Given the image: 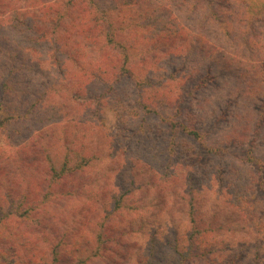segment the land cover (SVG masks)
Returning a JSON list of instances; mask_svg holds the SVG:
<instances>
[{"label":"trees","instance_id":"16d2710c","mask_svg":"<svg viewBox=\"0 0 264 264\" xmlns=\"http://www.w3.org/2000/svg\"><path fill=\"white\" fill-rule=\"evenodd\" d=\"M205 2L206 14L196 12L197 7L188 13L181 6L184 0H0V129L6 133V126L11 124L31 125L24 138L14 140L23 135L13 129V137L4 136L6 140L0 145V224L9 225L7 235L14 240L8 246L9 264L128 263L130 254L125 245H129L131 234L141 233L139 222L144 211L155 213V217L150 216L153 224L143 230L150 234L140 238L147 240L140 245L149 252L140 259L141 264H163L164 254L156 251L162 230L173 234L171 244H166L172 246V254H177L175 245L187 218L175 222L166 205L168 201L178 204L175 188L183 175L173 171L164 174L166 168L159 173L145 158L127 156L120 160L117 148L107 156L108 163H128V187L113 184L111 175L92 179L88 168L103 160L106 147L118 145L116 137L107 135L106 145L89 151L88 145L75 138L67 143L70 138L64 137L57 145L55 131L66 122L84 128L95 119L100 121L107 90L123 96L127 80L139 88L133 108L163 118L169 104L181 105L191 95L182 89L186 79L204 71L201 78L208 77L206 83H214L222 77L216 74L218 68L231 72L244 87L241 98L252 105L248 121L259 129L263 111L256 104L264 105V54H260L264 46L247 41L243 44L247 54L237 57L223 50L219 42L208 40L205 30L211 24L212 3ZM199 13L202 25L192 22ZM180 75H184L182 79ZM171 81L176 88L170 87ZM155 85V90H148ZM220 114L224 117L226 112ZM120 115L123 122L131 120L124 110ZM128 147L123 145V151ZM165 154L169 156L167 150ZM246 161L255 179L241 178L247 183L237 179V184L222 185L226 172L218 169L216 187L212 178L209 183L197 182L196 176L205 173L206 160L184 166L189 169L185 178L190 185L182 192V196H189L188 201L181 198L182 215L187 214L191 226L183 231L180 243L191 252L193 263L246 264L249 260L250 264H264V244L252 252L249 249L258 240L264 242L258 237L264 228L260 218L256 238L249 232L215 234L225 228L217 224L223 206L220 198L229 199L227 206L246 220L251 212L256 216L260 210L255 196L264 192L262 167L256 158L244 159L242 164ZM138 165L150 169L151 181L156 179L150 194H138L143 186L132 173ZM110 170L123 180L122 167ZM207 192H214L217 199L210 205L209 220L204 221L206 213L200 216L197 206L206 203L199 202L198 196ZM92 224L99 229L97 234L90 231ZM91 242L97 247L92 248Z\"/></svg>","mask_w":264,"mask_h":264},{"label":"rangeland","instance_id":"374dc122","mask_svg":"<svg viewBox=\"0 0 264 264\" xmlns=\"http://www.w3.org/2000/svg\"><path fill=\"white\" fill-rule=\"evenodd\" d=\"M184 1L185 4L181 6L186 9L188 13H192L196 7V12L203 10V14L208 13L205 0ZM210 1L212 3L209 6L211 24L205 30L208 40L211 42H219L220 46L224 48L223 50L231 52V54H236L237 57H240V54H247V50L243 48V44L247 41L264 46V0ZM188 15L190 16L192 14ZM192 22L202 25L204 20H202L201 14L199 13L196 17L194 16ZM184 24L187 25V23ZM260 54H264V50H261ZM188 61L192 62V59H188ZM179 64L180 62L176 66L180 73L182 69L179 67ZM213 67L214 70L217 69L215 66ZM170 68L172 69L174 67L170 65ZM201 68L205 69L206 65H202ZM216 74L222 77L210 84L206 83L209 80L208 77L207 79L201 78L205 76L204 71H201L198 76H193L190 80L186 79L182 89L185 93L190 92L189 94L191 95L188 97L186 96L184 103L181 105L176 106L175 104H169L168 108L165 109L166 115L163 118H158V116L153 115V113L149 115L145 111L141 114L134 109V102L136 100L135 93L137 91L139 92V88H134L132 82L125 80L126 82L123 85V96L120 94V96L118 95L117 97L118 93H114L116 95H113L107 90L108 97L106 95L104 97L106 100L104 102L106 104L104 103L100 121L95 119V121L91 123L92 125L84 128H77L74 123L66 122L62 126L67 128L61 126L55 131L57 145L64 137L70 138L66 141L67 143H69L72 138H75L79 143L88 145L89 151H97L102 148L103 145H106L107 135H114L116 137L114 138V142L117 141L118 145L112 144L110 147H106L105 153L102 152L104 153L102 155L103 160L99 161L98 164H91L88 168L89 173L87 175L92 179L93 177L98 178L101 174L104 176L111 175L113 184L120 186L124 184L123 188L128 187V163L126 164L122 161L116 165L108 163L107 156L110 155L109 153L117 150V148H120V160H125L127 156L145 158L149 164L152 162L151 165L156 167L157 170L159 169V173L163 172V168H166L164 174L173 171V174L177 173L178 176L179 174L183 175L181 182L179 179L177 180V188H175L179 198H175L174 200H178V204L172 205L168 201L166 212H168L169 215L175 216V222H178L180 218L181 220L187 218V221L184 223L186 225L180 227L181 233L179 237L181 238L178 239L179 243L175 245L177 254H172V246L168 245L171 244L173 234L162 230L163 232L158 235L160 242H156L158 250H155L164 254L163 264H177V262L179 263L180 261V264H187V262L193 263L194 261V257H190L191 252L187 253L184 243H180V240H183L181 236L184 234L183 231H188L189 226H191L187 214H185V216L182 215L183 203L181 198L183 197L187 201L189 200V196H182V192H185L184 186L187 188V184L190 185L185 178V174L189 169L184 166H188L190 163L199 165L203 160H206V166L202 165L204 166L203 171H205V173L196 176L197 182L209 183L210 178H212L211 184L216 187L217 184L215 182H217L216 180L218 178L216 171L218 169L226 172L225 180L222 182V185L227 183L237 184V179L241 178L255 179L252 174V169L248 167L250 162L246 161L245 165H243L242 161H244V159L249 161L256 158L259 160V166L262 167L260 176L262 178V187L264 188V105L256 104V106H260L263 111V116L261 117L263 123L258 129V126L254 127L253 124L251 125L248 121V113L252 105H250L247 100H244V98H241L244 87L239 85L231 76V72H224L223 69L221 70V68H218ZM176 76L177 75H174L173 78ZM180 76L182 79L184 75ZM134 80L137 81L136 78H134ZM158 82H160V80ZM170 87L172 89L177 87L174 85V81H171ZM155 89L156 85L152 88L150 87L148 90L152 92V90ZM227 93H230L229 97H227ZM120 100L123 101L121 102ZM176 108L178 109L176 110ZM122 110L128 114V117H131L130 121L123 122L119 120ZM222 111L226 112L224 117H220V112ZM28 126H31L28 122H23V124L16 127L11 124L6 126V133H1L0 129V145L6 140L4 136L13 137V129L18 130L21 135H23L19 137L16 136L14 140L24 138ZM183 128L186 129L183 131ZM194 131L198 133V136L192 135ZM124 137H126V140L123 139ZM233 142L235 145H233ZM123 145H129L128 150L123 151ZM68 146L72 149L70 147L71 145ZM110 148H112V150H109ZM223 149L225 150L224 152L218 151ZM166 150L169 156H166ZM127 151L130 152L131 155H129ZM207 151L208 153H206ZM219 153H223L222 156L221 154L219 155ZM162 160H167V162L164 163ZM114 166L122 167V171L125 173L123 175V180L118 179L117 174L116 176L111 174L113 170L110 169L111 167L114 168ZM149 172H151L150 169L143 168L139 165L136 170L132 171L138 185H142L144 188L139 190V195H147L154 190L150 185L153 187V182H156V179L151 181V173ZM148 181H151L152 184L150 183L146 187ZM242 181L247 183L246 180ZM171 186H173V184ZM92 188L94 190L98 189V187L94 186ZM214 190L216 191V188ZM198 198L199 200H197L199 202L206 203L204 205L201 203L198 204L197 210H199V215L201 216L206 213L203 220H209L207 215L211 207L210 205H214L217 196L214 192L213 194L207 192L198 196ZM227 200L226 202L221 198L219 199V203L223 204V206L220 207L218 211L217 224L225 228L224 231L217 230L215 234L223 235L226 232L233 231L234 235H240L241 232H249L252 238H256L254 232H260L258 228L260 224L259 221L262 220L261 223L264 225V211H262V208H264V192L256 194L255 200L259 202L260 210L256 213V216L251 212L250 217H247L248 220H246V217L242 218L241 215L237 214V210L231 206H227L229 199ZM126 205L131 206L130 202H127ZM125 211L128 215L133 214L131 211ZM144 212L143 218L141 222H139L141 226L140 229L142 230L141 233L131 234L129 236V245H125L130 254L129 262H119V260H117L115 261L116 264H141L140 259L148 255L149 252L145 250L144 246L140 245L146 243L147 240L141 241L142 239L140 240V238L150 234L148 232L147 234L144 233L146 231L143 232V230L146 229V225L152 226L153 222L150 221V216L153 215V217H155V213ZM194 217H196V214ZM24 223L26 224L27 222ZM8 227L9 225L7 223L0 224V264H9L10 252L8 251V246L14 241L7 235V231L9 230ZM90 231L97 234L99 229L92 224L90 226ZM2 233H4L6 237L3 236ZM258 237L264 239V228L262 235ZM263 244V241L258 240V242L250 244L249 249L252 252L256 247ZM91 247H97L96 242H91ZM201 247H203V245ZM185 258H189L188 261H186ZM210 263L212 262L210 261ZM193 264L207 263L202 262ZM246 264H250L249 260Z\"/></svg>","mask_w":264,"mask_h":264}]
</instances>
